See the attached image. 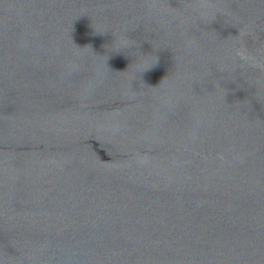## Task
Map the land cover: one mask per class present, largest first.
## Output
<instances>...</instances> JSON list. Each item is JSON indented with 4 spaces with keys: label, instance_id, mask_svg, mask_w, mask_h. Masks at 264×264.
Segmentation results:
<instances>
[{
    "label": "water",
    "instance_id": "obj_1",
    "mask_svg": "<svg viewBox=\"0 0 264 264\" xmlns=\"http://www.w3.org/2000/svg\"><path fill=\"white\" fill-rule=\"evenodd\" d=\"M0 264H264V0H0Z\"/></svg>",
    "mask_w": 264,
    "mask_h": 264
}]
</instances>
